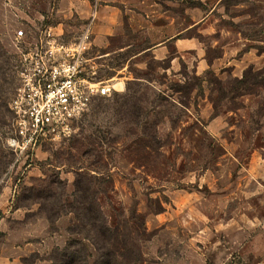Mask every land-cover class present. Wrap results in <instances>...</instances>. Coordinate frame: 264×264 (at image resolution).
Instances as JSON below:
<instances>
[{"label":"rangeland","instance_id":"1","mask_svg":"<svg viewBox=\"0 0 264 264\" xmlns=\"http://www.w3.org/2000/svg\"><path fill=\"white\" fill-rule=\"evenodd\" d=\"M13 1L0 0V264H258L264 66L232 62L264 55V0H149L167 16L158 35L185 28L163 57L145 51L152 29L94 40L92 4L80 18L69 2ZM58 23L64 42L90 23L89 65L123 88L94 97L69 135L21 143L16 31ZM235 35L245 44L225 56ZM177 38L199 50L177 53Z\"/></svg>","mask_w":264,"mask_h":264},{"label":"built area","instance_id":"2","mask_svg":"<svg viewBox=\"0 0 264 264\" xmlns=\"http://www.w3.org/2000/svg\"><path fill=\"white\" fill-rule=\"evenodd\" d=\"M91 33L90 23L69 42L62 41L48 25L33 35L16 31L15 39L21 44L16 64L19 84L10 108L21 143H34L47 134L69 135L71 123L94 97L123 88V81L115 77L97 78L95 63L89 65L96 58L88 56Z\"/></svg>","mask_w":264,"mask_h":264},{"label":"crops","instance_id":"3","mask_svg":"<svg viewBox=\"0 0 264 264\" xmlns=\"http://www.w3.org/2000/svg\"><path fill=\"white\" fill-rule=\"evenodd\" d=\"M12 5H17L19 3H15L13 0H7ZM64 2H69L70 4V14H78L80 18H87L90 15V5L96 8L94 12V32L95 38L101 43L105 40V38L109 35H122L126 30L136 32V31H148L152 29L154 32L151 33V46H149L146 50L151 51L157 57H163L165 54V49L167 48V44L173 38H175L178 34L185 30V28L179 29L174 34H167L166 36H160L159 32H162L169 28V24L167 22H163V17L167 18L163 11H160L158 7V3L150 2L149 0H48L47 4L49 7L53 6L54 8L57 6H61ZM60 11V10H57ZM41 16H43L41 14ZM167 21V20H165ZM195 22L193 25H195ZM58 25L53 26L52 28L55 30L59 29ZM59 34V33H57ZM160 37H164L161 39ZM241 39V40H240ZM243 38H239L235 35L229 41L231 47L226 46L225 56L230 55L234 56L238 51L241 50V47L245 44L243 42ZM177 49V53H181L184 50H199L198 45L193 39H179L177 38L174 41ZM235 44V45H234ZM131 45V44H130ZM130 45H125L120 49L123 50ZM233 48V50H231ZM229 50V51H228ZM263 54H253L252 50L246 51L240 59H233L232 62L236 69L238 67H242L243 69L248 62L256 65V67L264 66ZM261 59V60H260ZM260 63V66L258 65ZM258 264H264V254L258 257Z\"/></svg>","mask_w":264,"mask_h":264},{"label":"trees","instance_id":"4","mask_svg":"<svg viewBox=\"0 0 264 264\" xmlns=\"http://www.w3.org/2000/svg\"><path fill=\"white\" fill-rule=\"evenodd\" d=\"M88 218L90 217V219H92L91 214L87 215ZM105 229H98L97 226H94V228L91 229V234L90 236L87 238L89 240V242H91V244L95 247V249L97 250V252H99L102 249V241L103 237H102V231Z\"/></svg>","mask_w":264,"mask_h":264}]
</instances>
